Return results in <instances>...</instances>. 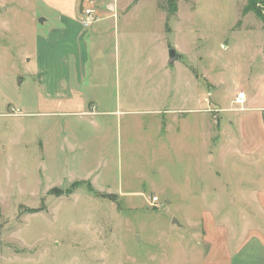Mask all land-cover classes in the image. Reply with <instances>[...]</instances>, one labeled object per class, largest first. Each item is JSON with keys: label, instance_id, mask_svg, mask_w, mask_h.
Instances as JSON below:
<instances>
[{"label": "rangeland", "instance_id": "obj_1", "mask_svg": "<svg viewBox=\"0 0 264 264\" xmlns=\"http://www.w3.org/2000/svg\"><path fill=\"white\" fill-rule=\"evenodd\" d=\"M157 1L132 3L124 18L128 0H116V27L102 9L95 24L102 30L84 35L81 86L87 101L95 96L103 106L97 110L109 112L102 118L112 133L106 151L89 136L68 138L80 144L75 156L61 134L47 147L52 116L36 107L40 80L51 79L46 43L69 52L58 14L42 0H0V74L15 85L0 81V91L14 90L13 108L21 113L0 119V264H205L226 260L213 247V224L227 230L229 258L250 230L264 232V119L258 110L238 114L236 90L209 98L202 81L192 93L197 111L177 114L190 95L187 83L160 68L171 46L183 56L180 64L221 81L217 92L237 84L242 63L257 80L264 74V25L242 14L247 0H178L174 15ZM98 49L104 58L92 59ZM248 89L250 104L264 107V88ZM249 115L244 133L240 118ZM54 118L61 128L64 118ZM180 118L183 140H171ZM65 165L76 175L65 176Z\"/></svg>", "mask_w": 264, "mask_h": 264}, {"label": "crops", "instance_id": "obj_2", "mask_svg": "<svg viewBox=\"0 0 264 264\" xmlns=\"http://www.w3.org/2000/svg\"><path fill=\"white\" fill-rule=\"evenodd\" d=\"M45 1L47 4V7L54 10L59 17L60 22L63 25L62 31H64V35L68 36L69 39L64 41L63 43H67V47L69 52L67 55H62V53H57L53 48V46L49 45L52 42H47L46 46L47 49H50L52 52V64L49 65L48 69L50 70V76L51 79L49 82L47 81L48 77L44 79L42 77V80H40L39 83V89L43 91L44 94H41V90L39 91V98L36 102L37 109H42L46 111L45 113L50 114L52 117V122L55 121L54 117H62L64 118V123L61 128H59L58 123H46V145L49 148L51 140L58 135L63 136V140L67 142V147L75 151V156L77 151L80 149V144H73L71 145L68 142V138H75L78 142V138L82 137L83 139H86V136L88 137V141L91 143H94L95 140L99 141V150L106 151L109 147V137L111 136L112 130H111V123L105 118H102L103 114H107L109 112L103 111L99 112L98 106L103 107L101 102L98 101V98L95 96L92 97L91 101H87L84 95V90L82 89V77H83V69L82 66L85 62L88 61V54L87 50L88 47L84 43H82L84 35L89 32H99L102 30V27L96 26L95 24L98 23L100 16L105 15V13L99 12V10H108L110 13L104 17V19H113V25L116 27V20H119L118 12H116L117 3L116 0H114L113 3H105L100 0H72V6H57L53 3ZM52 1V0H51ZM79 2V7H77V2ZM85 1H88L90 4L84 5L83 3ZM138 0H128L127 4L121 8V12L124 18H128V14L131 8V4L135 3ZM155 4L158 2L157 0H154ZM61 3V2H59ZM159 8V6L157 5ZM92 8L94 9L96 15L98 16V20L94 22L89 29H85L80 24V17L81 12L84 9ZM160 10L161 21L163 19L165 20V13L162 9ZM178 10V9H177ZM178 12V11H177ZM177 14V13H176ZM76 28V30H75ZM83 29V30H82ZM79 48H74V47ZM81 46V47H80ZM175 48V49H174ZM170 49H173L177 51L176 47L168 46V52ZM223 49L227 50L228 47L223 46ZM54 52V53H53ZM168 52L165 56V59L161 62V71L168 76L171 75V71L173 70L174 75L178 76L180 81H183L184 83H187V89L190 93L189 96H185L182 98L183 105L180 110H177V114H191L195 113L197 110L191 108L192 104V98L194 100V105H196L197 100L196 96L194 98V94L192 96V93L195 92V90L199 86V81H202L203 83L207 84L208 89H211L212 93L208 92L207 96L212 99H221L226 96V94L233 93L236 90V94L240 97H243V102H238V114L240 112H252L253 110H258L259 119L262 118L261 110L264 109V107H256L254 105L250 104V99L254 96L253 93H250L248 87L251 85H258L261 87L260 90L255 89L256 91H261L264 88V74H261L262 78H258L257 80L250 76V74L247 73V65L245 63L241 64V67L238 69L237 77L238 82L234 87L218 90L219 88H222L224 86L223 83H213L209 81V73L208 71H205V75L200 73L197 68H192L191 66L180 64L179 62L182 60L183 56L181 53L176 52L180 57L178 60H176L173 64L169 65L167 56ZM104 58L103 50L98 49L96 53L93 55L92 59H101ZM72 59L74 61V67H72ZM201 57H199V60ZM247 62V61H246ZM40 73H38L37 76H40ZM2 77V79H1ZM8 82H6L3 79V75L0 74V81H2V84H12L15 89L14 81H10L8 78H5ZM193 86H192V83ZM0 83V85H1ZM185 88V87H184ZM1 89V87H0ZM178 92L180 93V87L177 88ZM252 90V91H255ZM263 91V90H262ZM212 94V96H211ZM235 94V93H234ZM15 92L13 90V96L11 94H5L4 92L0 91V119H8V118H14L11 117V115H8V111L10 108H13V106H18L16 98H14ZM205 97L203 98V100ZM189 105V106H187ZM106 107V106H104ZM94 108V112L92 114H89L88 111ZM17 109V108H14ZM106 109V108H105ZM19 111V110H18ZM20 111L17 115H20ZM14 115V116H17ZM28 115V114H27ZM243 123L244 127V133L246 131L245 127H248L250 125L251 118L250 115L246 117L240 118ZM256 120V121H258ZM183 121H186V119H178V134L173 136L171 140L174 139L178 141L183 140V133H182V123ZM117 128V126H116ZM20 133V131H19ZM90 143V146H92ZM89 146V147H90ZM87 147V148H89ZM69 166L65 165V176L68 178L71 176L76 175L75 169L68 170ZM92 178H82V179H72V182L77 181H93ZM70 181V182H71ZM211 227V233L210 237L212 240H215L213 243V247L215 249H221L222 252L225 254L226 260H220L216 259V261H208L205 262V264H264V232L259 230H250V233L248 234L249 237L238 244L237 249L234 251L235 253L232 255V257L229 258L227 254H229L228 249V241L226 236V229L223 228L221 225H215L213 224ZM228 234V233H227Z\"/></svg>", "mask_w": 264, "mask_h": 264}, {"label": "trees", "instance_id": "obj_3", "mask_svg": "<svg viewBox=\"0 0 264 264\" xmlns=\"http://www.w3.org/2000/svg\"><path fill=\"white\" fill-rule=\"evenodd\" d=\"M177 1L178 0H165L166 11L169 15H174L177 12ZM248 13H253L264 25V1L263 0H247V4L244 7L242 14L246 15ZM80 183H75L72 188H76ZM29 213L35 212L33 209L28 210Z\"/></svg>", "mask_w": 264, "mask_h": 264}, {"label": "built area", "instance_id": "obj_4", "mask_svg": "<svg viewBox=\"0 0 264 264\" xmlns=\"http://www.w3.org/2000/svg\"><path fill=\"white\" fill-rule=\"evenodd\" d=\"M98 20V16L96 15L94 9L87 8L82 10L81 17H80V24L83 28H89L94 22ZM237 102L242 103L243 97L240 95L237 98ZM18 109L10 108L8 111V115L14 116L18 114ZM94 112V108H91L88 113L92 114ZM262 118L264 119V109L261 110ZM158 201L157 197L151 198V203L155 204Z\"/></svg>", "mask_w": 264, "mask_h": 264}, {"label": "water", "instance_id": "obj_5", "mask_svg": "<svg viewBox=\"0 0 264 264\" xmlns=\"http://www.w3.org/2000/svg\"><path fill=\"white\" fill-rule=\"evenodd\" d=\"M43 19H40L39 22L42 23ZM179 55L176 53L175 50L170 49L168 52V64L171 65L173 64L176 60L179 59ZM173 223H176V225L179 226V223L176 219H173Z\"/></svg>", "mask_w": 264, "mask_h": 264}]
</instances>
